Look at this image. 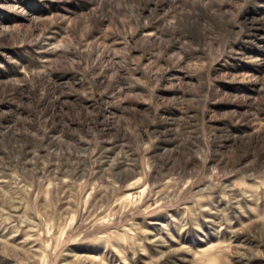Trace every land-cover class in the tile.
I'll use <instances>...</instances> for the list:
<instances>
[{
  "label": "rangeland",
  "instance_id": "1",
  "mask_svg": "<svg viewBox=\"0 0 264 264\" xmlns=\"http://www.w3.org/2000/svg\"><path fill=\"white\" fill-rule=\"evenodd\" d=\"M0 264H264V0H0Z\"/></svg>",
  "mask_w": 264,
  "mask_h": 264
}]
</instances>
